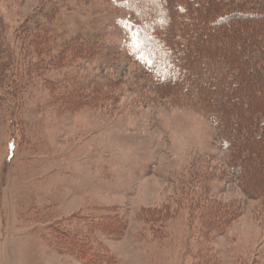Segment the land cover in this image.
Listing matches in <instances>:
<instances>
[{"label": "rangeland", "instance_id": "rangeland-1", "mask_svg": "<svg viewBox=\"0 0 264 264\" xmlns=\"http://www.w3.org/2000/svg\"><path fill=\"white\" fill-rule=\"evenodd\" d=\"M53 7L55 30L43 42L51 52L38 74L21 71L13 97L0 102V264H84L57 250L50 227L91 236L114 264H264V212L232 174L210 118L162 97L144 63L124 59L134 35L125 8L0 0L16 60V29L35 13L50 22L42 12ZM70 38L121 56L112 60L105 45L75 56L64 51ZM224 206L240 214L229 225L205 223ZM120 219V238L97 224Z\"/></svg>", "mask_w": 264, "mask_h": 264}, {"label": "trees", "instance_id": "trees-1", "mask_svg": "<svg viewBox=\"0 0 264 264\" xmlns=\"http://www.w3.org/2000/svg\"><path fill=\"white\" fill-rule=\"evenodd\" d=\"M113 1L128 11L134 32L128 58L124 59L142 61L151 86L162 97H173L206 113L228 153L232 174L247 197L256 199L259 211L264 212V0ZM153 5L157 8H149ZM57 11L55 7L41 11L50 22L35 13L16 29L18 60L7 45L0 20V102L13 97L14 88L9 86L21 82V71L38 74L45 62L43 56L52 50L43 42L55 30L51 22ZM82 39H68L70 46L64 51L69 49L75 56L84 51L91 55L93 51L94 56L105 45L112 60L121 56L114 46L103 43L95 47L89 39ZM53 58L62 56L57 52ZM235 207L213 209L216 215H211L212 222L205 223L217 228L220 219L229 225L240 214ZM112 218L116 217L103 216L101 220ZM101 220L98 227L110 237L124 234L125 220L106 225ZM50 228L58 251L74 255L84 264L116 262L113 253L91 236Z\"/></svg>", "mask_w": 264, "mask_h": 264}]
</instances>
